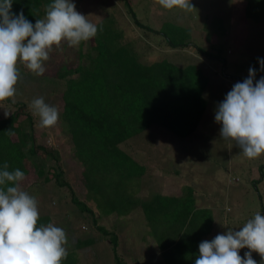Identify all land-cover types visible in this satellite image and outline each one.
Returning a JSON list of instances; mask_svg holds the SVG:
<instances>
[{
  "label": "rangeland",
  "instance_id": "1",
  "mask_svg": "<svg viewBox=\"0 0 264 264\" xmlns=\"http://www.w3.org/2000/svg\"><path fill=\"white\" fill-rule=\"evenodd\" d=\"M190 2L195 9L186 12L163 9L156 0H73L78 12L86 15L88 20L99 21L95 23L97 34L102 25H109L107 29L117 31L121 41L128 43L141 61L166 59L177 65L196 64L207 75L206 112L193 134L181 137L153 125L129 139L133 142L121 147L144 167V176L135 179L139 197L179 195L186 185L193 188L197 206L213 212V230L205 239L211 240L228 229L238 231L257 212L264 215V154L256 159L246 158L234 141L220 137V125L214 120L216 105L236 82H242L238 78L247 77L250 66L257 70L256 80L264 76L257 62V58H264V23L246 14L245 0ZM138 23L157 31L169 23L189 29L191 44L213 54L220 50L221 57L202 56L193 45L169 48L162 35L150 32ZM77 50L78 46H69L66 41L54 46L43 64L45 71L52 66L58 67L65 60H74ZM20 73L21 79L12 99L26 100L29 96L31 104L33 99L43 97L45 103H51L52 100L47 101L52 98L50 95H40L33 90L37 81L48 83V75L21 69ZM7 106L5 101L0 102V118L12 111ZM35 117L37 142L59 159L62 164L60 179H65L71 188L67 187L64 192L55 181L44 182L38 178L33 166L42 165L44 174L51 177L52 164L55 165L52 157L42 152L26 160L29 172L20 182L21 187L36 199L39 214H48L54 226L66 231L67 250L73 249L79 239L90 240L76 248L77 264L116 262L108 236L96 230L93 215L80 211L72 203V193L93 209L98 225L116 234V250L123 259L122 264H165L142 209L138 207L128 214L118 215L105 208L103 202L98 204L95 199L98 196H91L84 185L72 146L64 141L67 131L65 134L61 120L54 127L41 128L39 117ZM247 251V248L240 249L239 255L243 257ZM252 258L257 264H264L257 253L253 252Z\"/></svg>",
  "mask_w": 264,
  "mask_h": 264
},
{
  "label": "trees",
  "instance_id": "2",
  "mask_svg": "<svg viewBox=\"0 0 264 264\" xmlns=\"http://www.w3.org/2000/svg\"><path fill=\"white\" fill-rule=\"evenodd\" d=\"M245 1L246 14L264 23V0ZM52 2L13 0L12 12L22 10L34 24L36 19L45 17L46 7ZM107 26L102 25L95 37L80 43L74 60H65L58 67L44 71L50 77L49 82L37 81L33 90L40 95H50L52 98L47 101H52L47 104L59 108L61 126L65 134L67 131L64 141L72 146L84 185L91 196H98L94 197L97 203L102 205L103 202L105 208L118 215L141 208L165 264H194L199 255V243L213 230L212 210L197 206L194 190L188 185L179 195L139 197L135 179L144 176V167L121 145L129 144L132 141L129 139L153 125L181 137L193 134L206 112L208 77L196 64L177 65L166 59L141 61L133 48L121 41L119 33L110 31ZM141 26L162 35L169 48L193 45L189 40L190 30L184 27L169 23L157 31ZM193 46L207 58L221 57L220 50L213 54ZM19 68L29 71L23 63ZM30 98L5 100L12 111L9 116L0 118V169L6 162L10 171L19 168L26 176L29 172L26 160L39 152L45 153L55 162L52 176L44 174L42 165L33 166L38 178L44 182L55 181L65 192L71 187L65 179H60L61 162L37 142L36 117L30 108ZM8 129L14 135H9ZM71 201L80 211L93 215L96 230L108 236L113 246L116 264H122L123 259L116 250V234L98 225L93 209L73 193ZM48 223H51L50 216L39 214L38 224ZM86 242L90 240L79 239L73 249L67 250L62 264H77L76 248Z\"/></svg>",
  "mask_w": 264,
  "mask_h": 264
},
{
  "label": "clouds",
  "instance_id": "3",
  "mask_svg": "<svg viewBox=\"0 0 264 264\" xmlns=\"http://www.w3.org/2000/svg\"><path fill=\"white\" fill-rule=\"evenodd\" d=\"M163 9L191 12L190 0H156ZM13 0H0V102L15 96L21 79L18 63L36 75L45 71L44 62L54 46L67 42L79 46L96 36L98 26L78 12L73 0H53L46 15L33 24L23 11L12 12ZM264 71V58H257ZM256 69L249 67L242 82H236L216 105L214 120L220 125L221 138L234 141L248 159L264 154V76L258 80ZM255 81V82H254ZM39 127L51 128L59 121V110L45 103L43 97L31 101ZM11 113H4L5 117ZM14 135L10 129L6 131ZM25 173L0 169V264H62L67 258L66 231L38 224L36 199L22 189ZM12 185V186H9ZM247 248L244 256L239 250ZM194 264H257L255 252L264 261V215L257 212L238 231L228 229L211 240L201 241Z\"/></svg>",
  "mask_w": 264,
  "mask_h": 264
}]
</instances>
